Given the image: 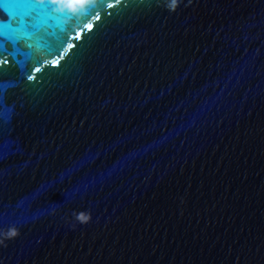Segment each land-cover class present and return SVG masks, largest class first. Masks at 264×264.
<instances>
[{
	"label": "water",
	"instance_id": "95a60500",
	"mask_svg": "<svg viewBox=\"0 0 264 264\" xmlns=\"http://www.w3.org/2000/svg\"><path fill=\"white\" fill-rule=\"evenodd\" d=\"M83 11L59 68L0 55V261L264 264V0Z\"/></svg>",
	"mask_w": 264,
	"mask_h": 264
},
{
	"label": "snow or ice",
	"instance_id": "6c2138e0",
	"mask_svg": "<svg viewBox=\"0 0 264 264\" xmlns=\"http://www.w3.org/2000/svg\"><path fill=\"white\" fill-rule=\"evenodd\" d=\"M102 3V0H99ZM119 2V0H117ZM134 4L145 5L148 8L163 9L173 14L177 13L182 6H187L192 0H179L178 7L173 11L170 7V0H131ZM112 7L113 5H108ZM0 7L7 13V19H0V55L8 52L6 47L10 41L14 51L8 53L14 58L17 55H23L37 61L42 66L50 65L53 68H59L61 61L67 55V50L75 48L76 45L70 43L69 35L66 33L67 21L79 20L81 10L83 16L100 19L98 0H0ZM15 25V26H14ZM89 32L94 25L86 23L84 25ZM81 32L77 33L75 39L79 40ZM20 42L30 50L24 53L18 46ZM51 56L49 60L47 57ZM7 59L0 60V64H8ZM23 66L22 61H17ZM41 71L40 67L33 69V73ZM28 81L36 79L34 74L26 76ZM6 115L3 110V100L0 96V161L4 160L10 154L11 141L8 139L9 129L3 126ZM80 221H85V211L79 214L73 213ZM29 220V217L21 214L0 213V239L10 240L17 235H11L13 229L18 230ZM5 233L9 236L6 237ZM0 246H6L4 243ZM0 264H3L0 261Z\"/></svg>",
	"mask_w": 264,
	"mask_h": 264
},
{
	"label": "clouds",
	"instance_id": "9594fccd",
	"mask_svg": "<svg viewBox=\"0 0 264 264\" xmlns=\"http://www.w3.org/2000/svg\"><path fill=\"white\" fill-rule=\"evenodd\" d=\"M88 0H85V3H87ZM179 5V0H170V7L174 11ZM11 235H18V230L13 229L11 232ZM5 236L8 237L9 234L5 233ZM5 243L4 239H0V245H3Z\"/></svg>",
	"mask_w": 264,
	"mask_h": 264
}]
</instances>
